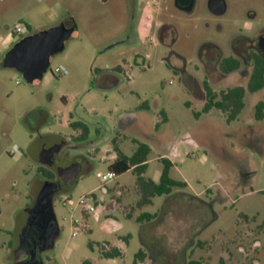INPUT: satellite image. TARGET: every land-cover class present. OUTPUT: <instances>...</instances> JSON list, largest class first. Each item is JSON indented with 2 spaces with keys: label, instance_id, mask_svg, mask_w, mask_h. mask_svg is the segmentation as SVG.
I'll list each match as a JSON object with an SVG mask.
<instances>
[{
  "label": "rangeland",
  "instance_id": "obj_1",
  "mask_svg": "<svg viewBox=\"0 0 264 264\" xmlns=\"http://www.w3.org/2000/svg\"><path fill=\"white\" fill-rule=\"evenodd\" d=\"M161 1L142 0L136 15L139 22L148 8L152 22L161 24ZM168 2L172 7V0ZM225 2L227 11L220 17L208 11L207 0H200L192 18L184 19L176 13L173 19L177 30L188 38L189 44L183 50L191 60V72L200 82L205 72L194 67L201 65L198 51L203 45L216 44L229 56L236 45L248 46L264 33V0ZM131 4V0H0V264L12 263L13 233L21 214L35 201L39 188L53 183L39 174L32 157L22 155L33 156L51 135L77 137L72 124L78 120L117 127L122 115L137 112L145 119L155 120L156 125L160 122V132L165 133L167 143L153 146L145 176L158 178L163 168L157 161L159 151L168 145L175 146L180 156L174 159L171 177L188 186L137 208L141 199L137 173L129 171L108 183L100 179L112 172L107 150L114 145L81 149L91 168L72 189L60 192L53 200L61 234L54 249L43 254L44 263L153 264L150 256L166 255L171 264H180L184 256L190 261L203 258L205 264H264V155L256 156L259 175L255 190L246 191L244 185L238 188L233 158L225 154L223 165L211 151L193 149L185 143L190 130L212 131L207 135L208 146L221 148L223 144L216 143L218 134L214 131L231 128L223 120L225 113L218 109L203 114L218 119L205 118L202 123L196 120L195 113L202 112L204 101L194 98L189 88L194 83L188 81L187 87L180 82L178 75L162 61L163 50L141 45L144 39L155 35L154 28L141 30L138 26L140 44L127 43L134 20ZM62 22L74 23L76 31L64 51L51 58L41 81L28 83L17 70L3 67L4 55L9 50L7 26L15 32L22 25L31 34L50 30ZM134 36L132 43L136 41ZM146 53H151V60L146 59ZM136 55L140 56L138 65L133 66ZM120 66L123 71L118 70ZM61 67L67 73H57L56 69ZM103 74H114L121 82L116 86L101 82ZM236 84L238 80L230 78L224 84L226 88H213L218 93ZM259 100L257 93L249 94L245 113L252 114ZM36 124L42 128L39 132L45 136L43 139L33 131ZM151 132L142 131V143L147 142L146 136ZM117 133L113 131L111 137L117 139L127 156H132L138 142L133 141L131 132L123 136ZM97 138L98 134L92 131L89 141L96 142ZM217 182L219 186H215ZM219 187L230 188V202L215 201V218L208 220L202 217L205 209L201 204L214 200L213 193ZM83 198L95 207L94 213H85L78 206ZM144 213L158 217L140 224L137 218ZM77 220L79 226L75 224ZM195 240L201 247L192 248ZM103 244L118 248L122 256L102 258L99 246ZM140 251L146 256L143 261L136 259Z\"/></svg>",
  "mask_w": 264,
  "mask_h": 264
},
{
  "label": "flooded vegetation",
  "instance_id": "obj_2",
  "mask_svg": "<svg viewBox=\"0 0 264 264\" xmlns=\"http://www.w3.org/2000/svg\"><path fill=\"white\" fill-rule=\"evenodd\" d=\"M141 2L142 0H131V6L134 12V20L133 26L131 27V36L128 37L127 43L131 45L140 44L139 40L141 34L138 30V26L141 30L154 28L155 35L147 38L146 40L144 39L141 45L149 48H155L157 50H163L162 52L164 53V57L162 58V61H164L165 64L175 74L178 75L180 82L184 83L187 87H189L187 85L188 81L194 83L193 88H189L194 94V98L196 100L208 101L209 89L218 96L221 94L223 90L217 93L213 87L219 86L220 82L224 78V75H231L239 69V61L237 60L238 56H242L244 53H249L251 55V60L253 62V72L250 78V82L252 80L255 69L259 65H264V45L261 44V39L264 38V33L259 34L257 39L252 40L248 46L246 44L236 45L232 49V52L229 56H225L222 49L218 45L206 43L198 51L201 65L197 64L194 67L196 71H200L203 69L205 72V78L202 82H200L191 72V60L183 50V48L187 47L189 44L188 38L183 36L182 33L177 30V26L173 21L176 13H179L184 19L192 18L198 10L200 0H172V7L168 4V0H162V12L164 16L163 22L158 26L154 24V22H152V12L148 8L145 9V13L143 15L141 23L139 22V19H137L136 15L138 12V6H140ZM209 2L210 0H207L206 7L212 15L220 17L225 14L212 12L209 7ZM6 30L9 33L7 40V46H9V50L4 55L3 61L8 52H10V50L16 45L17 42L21 41L25 37L35 34H28L27 31L26 34L17 36L14 31L10 30L9 26L6 27ZM133 34L135 35L134 37L136 39L135 43L130 42ZM152 39L155 40V43L151 42ZM139 57V55H136V58L133 60V66L138 65ZM151 58V53H146V59L151 60ZM235 64L238 65L237 69H234L231 72H225L224 67L226 65L234 66ZM118 70L123 71V67L120 66ZM103 80H105L106 83L112 84L114 86L121 82V80L114 74L101 75L100 81L102 82ZM194 88L196 90H194ZM256 93L261 97V100L258 101V104H264V87L253 94ZM135 114L127 115L129 117V120H122L120 118L117 127H111L106 122L93 123L85 119L78 120L77 122L72 124L73 131L78 132L77 137H73L72 139H65L61 136L58 137L57 135H51L49 136V141L47 142V144L33 153V156H29V154L25 153L22 155V157L24 156L28 159H31L30 157H32L33 161L38 165L39 174L57 185L54 191V200L56 195H58L60 192L72 189L85 174V172L89 168H91V163L88 158L81 155V149H85L89 145L91 147H97V149H101L100 146L104 147L106 144L111 143V145L114 146L109 151H107V154L110 159L113 154L116 155V160L118 159L119 154L123 153V151L121 146L118 144L117 139H113L111 137L113 131H118L117 134L120 136H123L125 133L131 132L133 135V141L138 142V145L142 143V139L145 140L144 136H142V131H152L151 134H147L146 141L152 146L156 145L157 143L158 145H160V142L162 141L160 140V138L154 136L155 131L159 130L158 125L154 124V122L149 118L145 119L144 116H142V114H140L139 112ZM27 121H29L28 117ZM33 131L38 134L39 139H43L45 137L39 132L42 131V128L39 124H36L34 126ZM92 131L98 134L96 142L95 140L89 141ZM1 151L2 147L0 145V153ZM248 184L249 179L244 175H241L238 188H241L242 185L246 187L248 186ZM226 190L228 191V193H225L222 188H218L216 193H213V196L215 198L214 200L201 204V207L205 209L204 213H202V217L207 218L208 220L211 218H215L213 212L214 203H216L215 201L220 200L222 202H230V188ZM29 197H31V194L29 195ZM0 215H2L1 210ZM60 234L61 229L59 225H57L55 229H52L47 234L45 239L47 248L43 252V254L54 249L56 241L60 237ZM13 239L14 245L11 264L21 262L27 258L26 254L18 253L16 235L14 233ZM198 247H200L199 243H196L195 240L194 244H192V248ZM150 259H152L153 264H171L168 256L166 255L161 256L160 258L150 256ZM193 262L202 264L206 263L205 260H203V258L201 259L200 257L198 259L190 261L188 260L187 256H184L180 264H192Z\"/></svg>",
  "mask_w": 264,
  "mask_h": 264
},
{
  "label": "water",
  "instance_id": "obj_3",
  "mask_svg": "<svg viewBox=\"0 0 264 264\" xmlns=\"http://www.w3.org/2000/svg\"><path fill=\"white\" fill-rule=\"evenodd\" d=\"M209 7L218 14L227 11L225 0H210ZM75 31L74 23L62 22L55 28L25 37L8 52L3 67L17 70L28 83L41 81L50 67L51 58L64 51ZM261 44L264 45V38ZM56 186L48 183L39 188L35 201L21 214L15 232L17 250L27 258L15 264H44L46 236L58 225L53 207Z\"/></svg>",
  "mask_w": 264,
  "mask_h": 264
},
{
  "label": "crops",
  "instance_id": "obj_4",
  "mask_svg": "<svg viewBox=\"0 0 264 264\" xmlns=\"http://www.w3.org/2000/svg\"><path fill=\"white\" fill-rule=\"evenodd\" d=\"M237 60L239 61V69L231 75H226V76L224 75V78L219 84L220 86L223 85L226 88V85L224 84L227 80L229 81L230 78H233V80H238V84L232 86L231 88H227V90L235 88V87H243L247 89L250 83V78L253 72V62L251 60V55L249 53H244L242 56H238ZM225 72L227 73L226 70ZM227 90L224 89L223 91H227ZM249 94H253V93L249 91L246 92L245 108L234 121L229 122L227 119V115L225 114V119L223 120L226 122L227 126L231 128V130L230 131H225V130L224 131H214V132H217L218 134L216 143L218 145H220L221 143L223 144V145H220L221 148L217 146L216 148H214L215 149L214 150L208 146L210 142L207 143L206 141L208 140L207 135H210L212 131H202V130L197 131L196 129H193V130H190L186 134V137L184 139L186 141L185 143H187L193 149L203 148L205 150L207 149L211 151L213 153L212 155L214 156V158L223 165L225 164V160L223 159V157L226 156L225 154H227V156H229L230 158H233L236 164L235 173L237 174V177H235V179L237 178V181H239L241 175H244L245 177L249 179V184L248 186L245 187L246 191H254L255 190L254 185L257 182L258 175H259V170H258L259 168L256 162V156L264 155V131H262V129H264V119L259 121L256 118V114H257L256 106L258 102H256L254 112L252 114L245 113L246 99L249 96ZM203 101H204V106H205L207 101L206 100H203ZM208 114H204V115H208ZM127 115H130V114L126 113L125 115H122L120 118L122 120H129L128 119L129 117ZM204 115H201L200 117L198 118L195 117V118L197 121H199V123H202L204 120H207V119L209 120L218 119L216 117H204ZM165 121L166 120L164 119V121L162 122H165ZM154 123H155V120H154ZM156 123L159 127V130L155 131L154 136L157 138H160V140L165 143L164 141L165 133L162 134L160 132L162 131V127L159 124L160 122H156ZM219 138L222 139V142L219 141L220 140ZM144 144H147L151 148V153H153V151L155 150V147H153L148 142H144ZM166 144L167 143H165V145ZM123 154L126 155L124 152ZM177 156H180L179 149L175 146L168 145L167 149L159 151L157 161L160 162L163 166L162 160L164 159L168 160L173 164V168H174L175 167L174 159L177 158ZM111 160L112 162L110 164H112L116 160L115 154L112 155ZM148 169H149V161H148ZM161 175H162V172L156 179H152L146 176L145 177L151 179L155 183H159ZM215 186H219V182H217ZM222 189L225 193H228L226 189L224 188ZM173 192L168 196H171ZM157 217H158V214H157ZM199 246H200V243H199Z\"/></svg>",
  "mask_w": 264,
  "mask_h": 264
},
{
  "label": "trees",
  "instance_id": "obj_5",
  "mask_svg": "<svg viewBox=\"0 0 264 264\" xmlns=\"http://www.w3.org/2000/svg\"><path fill=\"white\" fill-rule=\"evenodd\" d=\"M238 65L234 66L226 65L224 70L231 72L237 69ZM264 87V65L258 66L255 69L252 80L248 85L247 89L243 87H235L227 91H222L218 96L214 94L210 89L209 98L204 106L202 112L195 113V117H200L203 114H208L212 109H218L227 115L229 122L234 121L245 108V96L246 92L251 93L258 92ZM257 120L261 121L264 119V104L260 103L256 107ZM151 154V148L144 143L139 144L137 150L132 156H126L123 153L119 154L118 159L110 164L109 169L121 176L128 171H134L138 175V186L141 194V199L137 202V208H143L153 203V199L156 197L168 196L176 188H186L188 185L186 182L177 181L171 177V170L173 164L168 160H162L163 170L159 183L153 182L151 179L146 178L145 174L148 170V161ZM132 218V215L128 216ZM157 214L144 213L137 218V222L140 224L149 223L155 220ZM90 247L94 249V244H90ZM100 254L102 258L114 259L122 256L121 250L118 248L111 247L109 244H103L99 246ZM146 258L145 253L140 251L136 259L144 260ZM84 264H91L86 261ZM192 264H202L193 262Z\"/></svg>",
  "mask_w": 264,
  "mask_h": 264
},
{
  "label": "built area",
  "instance_id": "obj_6",
  "mask_svg": "<svg viewBox=\"0 0 264 264\" xmlns=\"http://www.w3.org/2000/svg\"><path fill=\"white\" fill-rule=\"evenodd\" d=\"M26 32H27V29L24 26H22V25H18L16 27V29H15V34L17 36L24 35V34H26ZM56 72L57 73H67V71L63 67L57 68ZM116 177H117V174L112 171V172H110V173H108L106 175L101 176L100 179H101V181L103 183H108L109 181L114 180ZM78 206L85 213H89L90 214V213H94L95 212V207L85 198L81 199V201L79 202ZM75 224L77 226H79L80 222L77 220V221H75ZM75 235H77V234H75Z\"/></svg>",
  "mask_w": 264,
  "mask_h": 264
}]
</instances>
